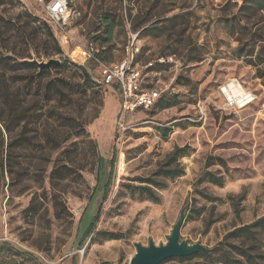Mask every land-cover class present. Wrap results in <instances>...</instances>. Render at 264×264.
<instances>
[{
	"label": "rangeland",
	"instance_id": "obj_1",
	"mask_svg": "<svg viewBox=\"0 0 264 264\" xmlns=\"http://www.w3.org/2000/svg\"><path fill=\"white\" fill-rule=\"evenodd\" d=\"M2 1L0 57L27 56V36L16 38L15 25L30 33L23 13L43 22L52 0ZM67 18L53 31L63 53L32 55L68 60L45 81H80L75 62L89 66L92 80L80 98L40 102L23 138L0 124V264H130L137 244L167 243L185 207L182 240L213 251L161 264H224L227 254L264 264V223L256 225L264 220V0H69ZM133 33L140 65L175 57V66H156L147 81L167 86L164 102L176 106L133 113L120 133L115 88L102 84L95 60L79 55L93 45L103 65L118 64ZM11 69L0 67V86L5 80L14 92L20 83L11 77L28 72ZM231 83L250 104L228 108L222 90ZM34 91L21 89L28 107ZM176 149L186 155L175 159ZM66 156L73 171L65 170ZM175 169L183 174L171 178ZM233 247L247 249L252 261Z\"/></svg>",
	"mask_w": 264,
	"mask_h": 264
},
{
	"label": "trees",
	"instance_id": "obj_2",
	"mask_svg": "<svg viewBox=\"0 0 264 264\" xmlns=\"http://www.w3.org/2000/svg\"><path fill=\"white\" fill-rule=\"evenodd\" d=\"M3 0L2 2H4ZM13 2V0H10ZM23 16L26 18V24L27 26H30L31 32L26 34V30L20 31L18 27L15 25V33L14 36L18 39H25L23 36H27L25 39L26 42H29L30 49L29 54L27 56L21 55L16 58H12L9 56L0 57V67L3 68H12V71H27L28 74H19L15 75L12 78L13 83L18 84V89L14 92H12L11 87L8 86L6 81L4 80L5 86H0L2 93L0 92V124L4 127V129L11 133L15 130H19L18 137L23 138V130L31 124V121L29 119H34L33 116H29V114H33L36 112L37 107H39L40 102H45L47 104H52L53 102L58 103L61 99H77L82 97L83 94H85L86 89L85 87L91 82L92 77L89 74V66H83L79 63L75 66V69L77 72H79V80L75 83H70L68 81H65L64 79L60 78H53V79H47L45 81V77H48L50 75V72L47 70L40 71L39 67L33 63V60L36 59L32 54L35 53L37 57L39 56H45L50 57L53 55H61L63 53L61 46L59 45V42L57 38L54 35V30H58L55 25H53L48 19H43V22H40L39 19L33 17L29 13H23ZM24 28V27H22ZM41 47L42 50L41 51ZM139 61V59H138ZM60 65L57 67H62L63 65H66L68 60L66 58L62 59L60 61ZM88 64V63H86ZM13 66V67H12ZM21 80L22 82H20ZM27 88L33 92V99H32V105L30 107L26 104V99L22 98L21 95V89ZM161 105L164 108H172L176 106L175 101H166L164 102V99L162 98L155 107ZM55 105L53 106V109H55ZM154 107V108H155ZM31 110L32 113H29ZM55 114V113H54ZM54 117V116H53ZM28 120V121H27ZM62 120H66L63 119ZM81 130L84 131L85 125H80ZM51 134L48 136L51 138ZM51 142V141H49ZM93 148H97L96 143H93ZM12 142L10 146L8 147L12 149ZM185 151L183 149H176L173 157L176 159L178 157L185 156ZM65 163V170H71L73 171L75 169L74 161L70 156H66L64 159ZM96 163L98 164V169H100L102 158L99 156ZM183 172H179L176 169L172 171L171 178H177L181 176ZM98 178V177H97ZM214 181L220 183L219 179H214ZM147 183L148 181H144ZM152 185L155 186L158 183L151 181ZM147 194L149 196H152L155 198V200H158V197L154 195V192L152 189H146ZM107 195V191L105 192V196ZM100 213L97 214L94 221L90 225V227L87 230V236H90L99 221ZM261 223H264V220H260L256 223V225H259ZM246 228V227H244ZM110 239L118 238L119 235L110 234ZM234 250L238 251V254L242 257H245L248 261H252L253 255L249 253L247 249H238L237 247H233ZM212 253V252H211ZM211 253H205L200 252L198 254H195L193 256L188 257L189 259H193L195 257L199 256H210ZM227 254V253H226ZM109 264V263H105ZM224 264H245V263H237L234 258L231 257L230 254L226 255V260Z\"/></svg>",
	"mask_w": 264,
	"mask_h": 264
},
{
	"label": "built area",
	"instance_id": "obj_3",
	"mask_svg": "<svg viewBox=\"0 0 264 264\" xmlns=\"http://www.w3.org/2000/svg\"><path fill=\"white\" fill-rule=\"evenodd\" d=\"M126 2L124 4V13H126ZM69 10V0H52L45 6L47 19L62 31L67 23ZM65 44L69 40L67 36L62 37ZM80 49V48H78ZM76 49L73 54L77 52ZM99 51L90 45L86 50H81L80 55L84 63L95 60L102 68L103 81L106 87H113L119 96L121 104L120 121L118 122L119 132L126 130L125 120L128 116L138 111H149L163 98L169 89L167 86H150L147 78L150 74L157 75L156 66L177 64L174 56L160 57L149 61L145 65H140L138 59L141 54V41L138 33H133L126 48L125 59L115 65L105 66L97 57ZM230 98V97H229ZM227 98V106L231 109H242L239 101ZM251 103V101H250Z\"/></svg>",
	"mask_w": 264,
	"mask_h": 264
},
{
	"label": "water",
	"instance_id": "obj_4",
	"mask_svg": "<svg viewBox=\"0 0 264 264\" xmlns=\"http://www.w3.org/2000/svg\"><path fill=\"white\" fill-rule=\"evenodd\" d=\"M40 71L51 70L52 67L60 65V60L50 59L47 62H39L34 59ZM187 207L180 212L179 218L171 229L167 238V243L157 246L150 241L148 246L136 245V254L130 264H161L171 258L190 257L200 252L211 253L213 249L207 248L201 244H191L188 240H182L181 231L186 219Z\"/></svg>",
	"mask_w": 264,
	"mask_h": 264
},
{
	"label": "bare ground",
	"instance_id": "obj_5",
	"mask_svg": "<svg viewBox=\"0 0 264 264\" xmlns=\"http://www.w3.org/2000/svg\"><path fill=\"white\" fill-rule=\"evenodd\" d=\"M222 91L227 93L232 100L239 101L241 105H244L243 107L250 104V101H248L249 97L245 92H242L241 86L231 83L230 85H226Z\"/></svg>",
	"mask_w": 264,
	"mask_h": 264
}]
</instances>
